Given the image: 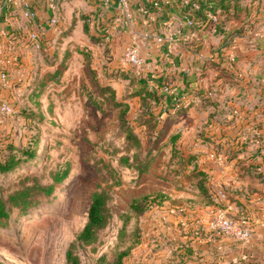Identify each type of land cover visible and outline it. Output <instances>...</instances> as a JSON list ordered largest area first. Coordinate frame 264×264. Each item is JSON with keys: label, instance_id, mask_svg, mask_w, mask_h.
<instances>
[{"label": "crops", "instance_id": "crops-1", "mask_svg": "<svg viewBox=\"0 0 264 264\" xmlns=\"http://www.w3.org/2000/svg\"><path fill=\"white\" fill-rule=\"evenodd\" d=\"M5 1L0 0V46L4 49L0 69H6L14 79L0 78V93L5 91L3 85L11 87L17 76L28 75L33 80L39 58H50L52 49L61 44L64 51H73V58H95L93 67L108 69L109 74L119 72V77H125V95L149 89L155 94L153 109L162 108L164 119L166 108L174 110L179 103L188 106L171 126V131L181 133L179 148L186 155H196L199 168L209 173L215 194L224 190V204L234 215L248 219L254 230L247 246L230 248L231 256L252 260V256L264 254V22L253 15L256 0L245 5L240 1V11H231L215 22L207 13L213 8L203 3L199 11L202 19L194 27L186 25L183 0H169L160 11L151 8L142 14L139 5L149 8L151 0H131L136 16L131 22L125 20L119 0H58L61 20L55 26L50 24L53 0H35L37 16L31 21L22 15L20 0L3 5ZM116 18H120L118 23ZM257 26L259 34L247 38L246 32ZM30 32L39 33V47L26 38ZM133 38L141 45V70L124 58ZM15 55L20 65L10 61ZM108 77V83L115 85V77ZM164 86L170 91L166 93ZM132 100L140 108L141 97L130 99V104ZM158 191L175 200L154 206L152 215L159 231L168 221L183 219L176 210L204 225L214 211L215 203L203 202L195 208V202L189 204L173 197H181L177 194ZM212 242L218 252L228 250L229 240L224 236L217 234ZM203 248L200 254L210 258ZM183 251L186 264H199L187 261L193 255ZM174 258L171 251L160 250L142 262L170 264Z\"/></svg>", "mask_w": 264, "mask_h": 264}, {"label": "rangeland", "instance_id": "rangeland-1", "mask_svg": "<svg viewBox=\"0 0 264 264\" xmlns=\"http://www.w3.org/2000/svg\"><path fill=\"white\" fill-rule=\"evenodd\" d=\"M239 1L245 5L250 0ZM61 48L58 44L52 49V58H39L34 82L28 75L17 76L19 79L11 87L3 85L5 91L0 93V105L8 103L15 109L10 115H0V149L11 142L36 155L21 170L0 175V192L7 196L36 178L41 183H51L54 173L66 168L69 171L53 194L40 199L37 207L25 215L19 214L18 209L13 211L10 226L0 230V261L4 264H66L67 247L85 225L92 192L100 183L111 190L112 218L95 244L80 248L82 264H111L120 251L135 242L134 212H130V218L124 216L134 198L163 189L189 204L195 202V208L204 202L194 187L196 179L188 176V171L175 173L177 167L170 159L168 145H155L149 173H141L137 166L120 164V157L129 153V148L131 156L137 149L131 143L128 145L125 138V124L119 117L122 108H115L111 94H100L98 86H106L108 76L117 75L112 86L116 97L125 100V77H119L115 71L109 74L105 68L94 70L95 58H73V51ZM50 60L56 62L54 66L49 65ZM57 69L61 73H57L56 79L47 80L45 74H53ZM13 77L9 75V81ZM131 102L129 126L144 137L135 120L140 113L138 103ZM156 111L162 113V108ZM145 141L142 154L153 145L147 138ZM106 164L116 169L119 184L110 179ZM105 177L108 181L103 182ZM153 209L139 219L143 242L135 246L125 261L141 263L144 257L150 260L155 252L168 250L175 256L170 264H186L181 255L186 248L182 245L186 236L203 237L207 232L204 223L176 210L174 213L182 214L183 219L168 221L159 231Z\"/></svg>", "mask_w": 264, "mask_h": 264}, {"label": "trees", "instance_id": "trees-1", "mask_svg": "<svg viewBox=\"0 0 264 264\" xmlns=\"http://www.w3.org/2000/svg\"><path fill=\"white\" fill-rule=\"evenodd\" d=\"M220 1H222L220 3L230 9L226 14L230 13L231 11H234L236 14L241 10L239 0ZM236 32L237 31L235 30L233 33ZM53 60L49 61V64L52 66H54L56 63L53 62ZM94 68L95 67H92V69ZM57 73H61V69H57L53 74L51 72H47L45 77L50 81L55 80ZM110 77H113V75H110ZM91 78L96 83L94 76H91ZM34 81L35 78L33 82ZM41 87H44V82H42ZM36 88L37 87H35V89ZM98 89L102 95L107 93L111 94L112 105L115 108H122V110H120L119 117L120 120H123L125 124V138L129 143L128 145L131 143L133 148L135 147L137 149L131 156V149L129 148V153L120 157L119 161L122 166H137L136 169L141 173H149L151 171L149 164L152 161V156H155V145H168L171 147L170 159L173 160V165H176L177 167L175 173L179 174L181 172L188 171V176L196 179L194 187L202 197L203 201L208 204L215 203V191L213 190L210 183L209 173L204 169L199 168L198 163L196 162L197 158L195 154L186 155L179 148V139L181 137V133L171 131V126L175 119L183 114L188 109V106L179 103L174 107V110H169V108H166L164 113H166L167 116L164 119L162 113L155 112L153 109L152 101L155 97V94H153L149 89L140 88L134 92L128 93L125 95V100H119L116 97V89L109 83H107L106 86H98ZM137 96L141 97V105L139 108L140 113L135 118V120L142 128V131H144V137L135 131V129L132 130L129 126L131 124L129 120V114L131 111L129 100ZM145 138L150 140L153 145L150 146L147 152L142 154L140 150L143 149L144 151L146 142ZM24 155H26L25 158H23ZM35 156L36 155L29 152L28 148L25 146L13 144L11 142L8 143L4 149H0V175H9L14 171L21 170L22 167H25L27 161L32 160ZM131 159H134L132 163ZM106 165H108L107 173L111 174L110 179L113 180L115 184H119V178L116 175V169L111 164ZM68 174L69 171L68 168H66L62 172L54 173L53 181L51 183L44 184L36 178L32 181L33 183L24 184L21 188L9 193L7 196L0 192V230L10 226L11 217L14 210L18 209L19 214L21 213L22 215L27 214L31 209L38 206L40 199L52 195L56 185L62 182L63 179L68 176ZM106 181H108V179L105 177L103 182ZM111 199L112 194L110 188L104 187L102 183L98 184L97 188L92 192L87 221L67 247L65 254L66 264H82L79 254L80 248L95 244L98 240L100 231L107 227L112 218V212L109 203ZM168 200L175 201L172 196L159 191L148 193L142 197L133 199L130 206V211L124 214V216L130 218V212H134L136 219L133 228L135 242L127 249L120 251L111 264H129L125 261V258L132 254V250L135 248V246L143 242V229L139 224V219L145 215L149 209L154 208L155 205H161ZM206 231V234L201 238L197 236H187V240L182 246H185V251L188 255H193L192 258H186L187 261L192 259L193 262H198L199 264H224L225 262H229V264H235V261H238V264H264V254L260 256H252V260L250 258L245 260L233 258L234 256H231V249L235 250L239 245L230 242L228 244V250L225 252H218L216 245L214 242H212V240L217 237L216 233L209 231L208 229H206ZM208 237L211 240L208 239ZM198 244H201L199 248H197ZM203 247H205V249L210 252V258L205 257V253L200 254L204 251ZM193 248H195V250H193ZM0 264L4 263L0 261ZM137 264L143 263L141 262Z\"/></svg>", "mask_w": 264, "mask_h": 264}, {"label": "built area", "instance_id": "built-area-1", "mask_svg": "<svg viewBox=\"0 0 264 264\" xmlns=\"http://www.w3.org/2000/svg\"><path fill=\"white\" fill-rule=\"evenodd\" d=\"M35 0H20L22 6V15L28 20H34L37 16V7L34 3ZM169 0H151L149 8L143 4L139 5L138 13H145L146 10L160 11L164 5ZM192 1V2H191ZM213 1V0H212ZM186 9L185 22L189 27H194L197 25V21L200 17L199 11L202 8V4L206 3L208 6L211 5L213 10L207 12L208 18L212 21H218L221 16L226 15L228 9L219 1L217 3L211 2L210 0H183ZM8 3H17L16 0H7L3 2V5ZM256 8L254 9V14L259 18V22H264V1L256 0ZM118 7L123 11L125 20L128 22L136 20L135 11L132 10L131 0H119ZM52 16L50 18V24L55 26L59 24L61 20V6L58 0H53L51 5ZM198 13V14H197ZM202 19V18H201ZM120 18H116V23H118ZM168 23V22H167ZM260 30L257 27L250 29L246 32L245 36L251 38L253 34H259ZM17 38L16 36H14ZM26 38L35 43L36 46H40L39 42V33L30 32L27 34ZM107 38H110V34L107 35ZM235 41V39H234ZM4 53V49L0 46V55ZM124 58L126 62L132 65L137 70H141L144 65V59L141 53V45L138 42L137 38H133L125 50ZM10 61H14L16 65H20V59L15 55V58H12ZM8 72L6 69H0V78L6 80L8 77ZM166 93L170 91L169 86H164L163 89ZM15 112L13 106L8 103H3L0 105V115L7 116ZM215 195V207L212 215L208 218L205 223L206 229L209 231L215 232L220 236H224L229 240L230 243L246 246L248 245L253 238L254 230L250 221L246 218H239L237 215H234L231 208L224 204L226 198V192L222 189L218 190ZM224 264H229L225 262Z\"/></svg>", "mask_w": 264, "mask_h": 264}]
</instances>
